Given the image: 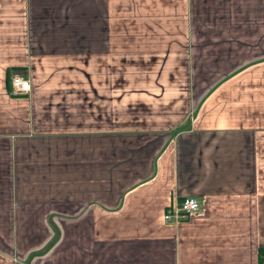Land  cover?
I'll list each match as a JSON object with an SVG mask.
<instances>
[{
	"label": "crops",
	"instance_id": "0c3cea01",
	"mask_svg": "<svg viewBox=\"0 0 264 264\" xmlns=\"http://www.w3.org/2000/svg\"><path fill=\"white\" fill-rule=\"evenodd\" d=\"M261 250L264 0H0V264Z\"/></svg>",
	"mask_w": 264,
	"mask_h": 264
},
{
	"label": "built area",
	"instance_id": "2783aa9c",
	"mask_svg": "<svg viewBox=\"0 0 264 264\" xmlns=\"http://www.w3.org/2000/svg\"><path fill=\"white\" fill-rule=\"evenodd\" d=\"M11 85L13 92L17 95L27 94L31 91L30 81L19 72L11 76ZM201 209V201L193 196L186 197L180 203L168 208L164 214L167 221L181 222L190 218Z\"/></svg>",
	"mask_w": 264,
	"mask_h": 264
},
{
	"label": "trees",
	"instance_id": "16d2710c",
	"mask_svg": "<svg viewBox=\"0 0 264 264\" xmlns=\"http://www.w3.org/2000/svg\"><path fill=\"white\" fill-rule=\"evenodd\" d=\"M261 261H264V250H261Z\"/></svg>",
	"mask_w": 264,
	"mask_h": 264
},
{
	"label": "rangeland",
	"instance_id": "374dc122",
	"mask_svg": "<svg viewBox=\"0 0 264 264\" xmlns=\"http://www.w3.org/2000/svg\"><path fill=\"white\" fill-rule=\"evenodd\" d=\"M13 73H16V72H13ZM20 73V72H19ZM28 79V78H27ZM29 80V79H28ZM30 81V80H29ZM20 95H24V94H20Z\"/></svg>",
	"mask_w": 264,
	"mask_h": 264
}]
</instances>
